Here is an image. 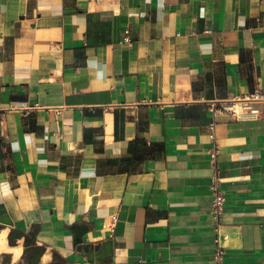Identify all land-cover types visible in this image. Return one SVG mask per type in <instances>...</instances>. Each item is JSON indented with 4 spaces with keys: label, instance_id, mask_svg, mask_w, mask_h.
I'll return each mask as SVG.
<instances>
[{
    "label": "crops",
    "instance_id": "crops-1",
    "mask_svg": "<svg viewBox=\"0 0 264 264\" xmlns=\"http://www.w3.org/2000/svg\"><path fill=\"white\" fill-rule=\"evenodd\" d=\"M254 90L264 0H0V224L44 261L215 264L217 163L226 263L264 264V105L208 128Z\"/></svg>",
    "mask_w": 264,
    "mask_h": 264
},
{
    "label": "built area",
    "instance_id": "built-area-1",
    "mask_svg": "<svg viewBox=\"0 0 264 264\" xmlns=\"http://www.w3.org/2000/svg\"><path fill=\"white\" fill-rule=\"evenodd\" d=\"M220 108H217L215 103L210 105V109L213 112L212 120L208 124L209 135L213 142V151L216 155L218 153L216 126L219 116L223 113L231 115L233 118L240 119L252 114L255 117L260 116V110L252 107L255 103H261L264 105V92L260 90H254L251 93L236 97L234 99L223 102ZM210 190L212 193L211 199V217L213 221V229L216 233L215 247H214V262L215 264H227L226 263V248L222 245V214L225 211L226 196L222 189V177L220 169L217 163L213 166V172L211 176Z\"/></svg>",
    "mask_w": 264,
    "mask_h": 264
},
{
    "label": "flooded vegetation",
    "instance_id": "flooded-vegetation-1",
    "mask_svg": "<svg viewBox=\"0 0 264 264\" xmlns=\"http://www.w3.org/2000/svg\"><path fill=\"white\" fill-rule=\"evenodd\" d=\"M0 225V232L4 228H7L4 224ZM16 229L19 228H13L8 230L7 239L8 235L14 233ZM35 234L36 231L34 228H32L30 232L24 236L23 241H21L22 238L12 241L8 240V245L11 247L21 245L22 252L18 258H14V254L11 251H0V264H67L65 260L59 261L56 254H53L49 260L44 261L43 258L45 255L46 248L44 246L36 244ZM25 244L28 245V247H23V245Z\"/></svg>",
    "mask_w": 264,
    "mask_h": 264
},
{
    "label": "water",
    "instance_id": "water-1",
    "mask_svg": "<svg viewBox=\"0 0 264 264\" xmlns=\"http://www.w3.org/2000/svg\"><path fill=\"white\" fill-rule=\"evenodd\" d=\"M37 214H38L37 211L31 213V215H33V221L34 222H37L39 220V217L35 216ZM0 227H1V225H0ZM85 232H87V228L83 227V226H79L76 230H74V233H75L74 244L75 245H78L82 242V238H83V235L85 234ZM25 235H26V233L24 230L16 229L14 233L8 235V240L12 241V240L21 239ZM23 247H28V245L25 244V245H23ZM30 248H31V246H30Z\"/></svg>",
    "mask_w": 264,
    "mask_h": 264
},
{
    "label": "bare ground",
    "instance_id": "bare-ground-1",
    "mask_svg": "<svg viewBox=\"0 0 264 264\" xmlns=\"http://www.w3.org/2000/svg\"><path fill=\"white\" fill-rule=\"evenodd\" d=\"M6 250V251H11L14 254V258H18L21 255L22 252V246H15L11 247L8 245L7 242V230L4 229L0 232V251Z\"/></svg>",
    "mask_w": 264,
    "mask_h": 264
},
{
    "label": "rangeland",
    "instance_id": "rangeland-1",
    "mask_svg": "<svg viewBox=\"0 0 264 264\" xmlns=\"http://www.w3.org/2000/svg\"><path fill=\"white\" fill-rule=\"evenodd\" d=\"M7 233H8V229H7ZM7 241H8V239H7Z\"/></svg>",
    "mask_w": 264,
    "mask_h": 264
}]
</instances>
